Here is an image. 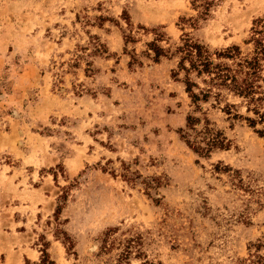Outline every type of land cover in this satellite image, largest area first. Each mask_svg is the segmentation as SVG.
I'll use <instances>...</instances> for the list:
<instances>
[{"label":"rangeland","instance_id":"rangeland-1","mask_svg":"<svg viewBox=\"0 0 264 264\" xmlns=\"http://www.w3.org/2000/svg\"><path fill=\"white\" fill-rule=\"evenodd\" d=\"M263 16L264 0L204 16L191 0H0V264H114L117 248L121 264H248L264 244V84L260 121L225 92L195 106L175 48L244 49ZM180 129L221 146L196 152Z\"/></svg>","mask_w":264,"mask_h":264},{"label":"trees","instance_id":"trees-1","mask_svg":"<svg viewBox=\"0 0 264 264\" xmlns=\"http://www.w3.org/2000/svg\"><path fill=\"white\" fill-rule=\"evenodd\" d=\"M215 1L220 0H191V5L193 8L199 9V16H204L207 15ZM160 40H162V35L155 34L153 41L146 45L147 50L152 53L154 61L167 55L166 51L157 44ZM243 44L244 49L238 45H232L217 50L183 35L180 45L175 48V52L179 56L177 69L184 73L182 81L184 91L195 106L198 102L208 101L209 98L218 102L225 92V94L245 99L250 104L251 112L260 121L263 116L259 113L257 105L262 100L259 95L261 86L264 84V16L253 21L249 37ZM74 58L79 60L80 55L75 54ZM78 60H75L74 63H77ZM191 76L194 77V80H199L202 85L193 81ZM247 121L250 125L256 123V120L250 118H247ZM195 122H198V119L188 116L186 128L193 129ZM180 131L181 137L185 139V144L196 152L198 150L207 152L213 147L221 146L219 140L211 138L205 143V147L200 148L199 142L191 143L186 138L187 133L182 129ZM257 133L264 138L263 132ZM261 244L254 247L253 252L249 255L248 264H264V254L260 252V248L264 244ZM102 249L109 251L112 248ZM117 249H120V252L116 254L117 258L114 260V264H121V261L128 257L131 248Z\"/></svg>","mask_w":264,"mask_h":264}]
</instances>
